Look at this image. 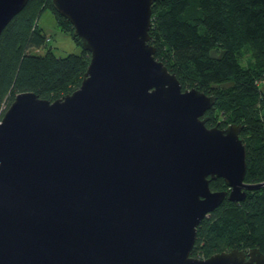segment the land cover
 Listing matches in <instances>:
<instances>
[{
  "label": "water",
  "instance_id": "1",
  "mask_svg": "<svg viewBox=\"0 0 264 264\" xmlns=\"http://www.w3.org/2000/svg\"><path fill=\"white\" fill-rule=\"evenodd\" d=\"M152 1L51 0L90 60L73 91L17 92L0 118V264H264L191 254L200 220L264 180L244 179L243 124L207 126L216 95L155 57ZM26 2L0 0V34Z\"/></svg>",
  "mask_w": 264,
  "mask_h": 264
},
{
  "label": "trees",
  "instance_id": "2",
  "mask_svg": "<svg viewBox=\"0 0 264 264\" xmlns=\"http://www.w3.org/2000/svg\"><path fill=\"white\" fill-rule=\"evenodd\" d=\"M46 8L59 28L73 36V25L51 0H27L0 34V101L6 98L10 103L24 90L55 99L81 83L90 60L88 50L63 55L51 47L43 53L29 50L48 43L49 36L38 23ZM151 11L149 42L156 47L155 57L175 72L183 88L194 86L216 95L206 112L207 126L243 124L244 179L263 181L264 0H153ZM209 185L228 188L222 177L210 178ZM250 247L264 252V185L247 189L238 201L225 196L197 225L191 254L207 257Z\"/></svg>",
  "mask_w": 264,
  "mask_h": 264
},
{
  "label": "rangeland",
  "instance_id": "3",
  "mask_svg": "<svg viewBox=\"0 0 264 264\" xmlns=\"http://www.w3.org/2000/svg\"><path fill=\"white\" fill-rule=\"evenodd\" d=\"M38 23L43 27L46 34H48L49 40L47 45L38 48L31 47L29 50L43 53L48 47H51L53 52L57 55H63L67 52L73 51L77 52L80 50L81 45L76 42L73 36L68 31L59 28L56 24L54 15L50 9L46 8L41 12L38 18ZM213 54L215 53L213 52ZM247 54L244 57V63ZM9 104V100L6 98L0 101V118Z\"/></svg>",
  "mask_w": 264,
  "mask_h": 264
},
{
  "label": "built area",
  "instance_id": "4",
  "mask_svg": "<svg viewBox=\"0 0 264 264\" xmlns=\"http://www.w3.org/2000/svg\"><path fill=\"white\" fill-rule=\"evenodd\" d=\"M47 40H49V37H47Z\"/></svg>",
  "mask_w": 264,
  "mask_h": 264
}]
</instances>
